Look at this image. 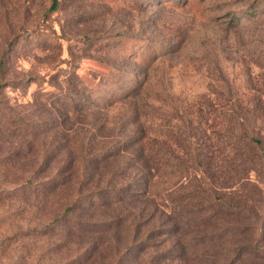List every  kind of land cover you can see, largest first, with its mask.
Returning <instances> with one entry per match:
<instances>
[{"label":"rangeland","instance_id":"rangeland-1","mask_svg":"<svg viewBox=\"0 0 264 264\" xmlns=\"http://www.w3.org/2000/svg\"><path fill=\"white\" fill-rule=\"evenodd\" d=\"M52 6L53 0H0V264H82L77 239L49 234L75 225L90 197L98 205L109 191L114 198L145 178V169H127L140 144L156 148L148 160L162 163L152 173L161 190L179 179L204 180L199 161L224 178L226 157L214 162L207 145L216 152L226 144L230 117H264V0ZM255 128L264 135L263 122ZM114 148L121 149L116 160L109 157ZM261 155V170L234 199L221 194L256 212L260 229L264 148ZM118 205L112 209L124 218ZM69 207L70 217L54 223ZM115 230L123 252L137 244ZM163 233L153 241L165 247L152 257L171 254L163 249L175 236ZM260 245V253L248 247L234 264H264Z\"/></svg>","mask_w":264,"mask_h":264},{"label":"trees","instance_id":"trees-1","mask_svg":"<svg viewBox=\"0 0 264 264\" xmlns=\"http://www.w3.org/2000/svg\"><path fill=\"white\" fill-rule=\"evenodd\" d=\"M57 6L58 0H53L52 10ZM259 122L264 123L263 116L248 117L244 114L230 117L227 123L232 127L224 133L226 144L220 141L221 133L216 134L217 142L219 140V145L221 143V148L218 147L216 152L207 143V149L211 152L208 158L226 157L228 168L224 178H220L217 172H211L210 162L203 165L199 161L200 172L204 170L208 173L204 180L197 176L190 181L179 179L162 190L152 175L160 170L162 163L160 160L152 165L149 163L148 157H154L151 154L156 148H147L143 142L136 148L134 161L127 162V169L136 166L139 172L145 169V178L140 176L132 186L121 188L114 198L108 195L109 191L105 201L98 205L90 197L87 208L77 212L76 224L68 222L64 231L57 233L53 230L49 238L69 242L77 239V253H83L84 256L82 264H234L237 254L248 247L252 248V253H260V243H264V227L259 228L260 217L256 212L235 204L231 199H224L221 195L226 191L234 199L235 190L252 173L261 170L264 135L256 131ZM145 138L143 132L142 136L136 138V143ZM129 142L130 138L127 142L129 147L136 144L135 141L131 144ZM120 155L121 149L114 148L109 157L116 160ZM82 173L86 174L85 171ZM118 203L122 205L124 218L115 208L112 209ZM70 210V207L67 208L53 222L60 223L70 217ZM167 210L170 216L165 221L162 215ZM250 219L257 221V224H251ZM115 228L125 230L132 236L131 241L137 244L126 247L123 252ZM161 231L175 236L171 239L173 247L163 249L167 251L172 248L171 254L163 259L159 255L152 257L159 248L165 247L164 243L157 245L153 241L161 238ZM133 249H136L134 259L126 261ZM102 253L106 254V258Z\"/></svg>","mask_w":264,"mask_h":264}]
</instances>
